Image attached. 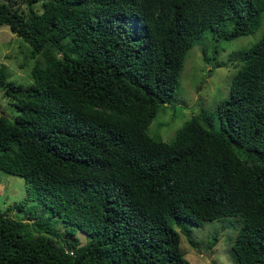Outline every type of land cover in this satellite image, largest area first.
Listing matches in <instances>:
<instances>
[{"label": "trees", "instance_id": "obj_1", "mask_svg": "<svg viewBox=\"0 0 264 264\" xmlns=\"http://www.w3.org/2000/svg\"><path fill=\"white\" fill-rule=\"evenodd\" d=\"M37 1L0 0L44 61L26 85L0 67L18 111L0 114V170L26 189L0 209V264H191L180 233L195 245L190 224L226 215L242 219L238 264H264V32L236 53L219 128L194 114L170 140L148 129L197 39L253 32L264 0Z\"/></svg>", "mask_w": 264, "mask_h": 264}, {"label": "rangeland", "instance_id": "obj_2", "mask_svg": "<svg viewBox=\"0 0 264 264\" xmlns=\"http://www.w3.org/2000/svg\"><path fill=\"white\" fill-rule=\"evenodd\" d=\"M26 11V0H3ZM34 9L41 10V1L32 4ZM264 32V11L261 12V23L257 29L248 34L232 39L216 37L208 30L197 39L187 51L179 76V87L149 124L150 134L163 140H170L182 123L196 114L203 118L207 127L219 128V119L215 108L217 103L229 96L230 80L238 67V51L256 41ZM28 43L12 32L8 25L0 24V67L7 73V79L14 84L23 85L32 82L31 68L36 61L44 65L40 55L30 57ZM13 118L18 111L9 95L0 88V114ZM26 195L25 181L22 176L0 170V209L23 199ZM33 202L30 201L29 204ZM9 213L15 217L26 218L23 211L10 208ZM242 224L239 215H226L214 219H201L198 224H190L191 237L196 244H191L184 233H180V248L191 264H238L232 250V242ZM81 239L85 236L80 233ZM216 242L209 246L212 238Z\"/></svg>", "mask_w": 264, "mask_h": 264}]
</instances>
